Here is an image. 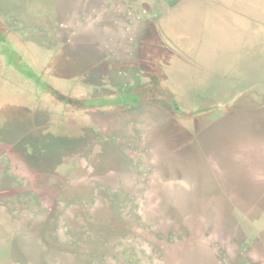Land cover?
Masks as SVG:
<instances>
[{"label": "rangeland", "instance_id": "rangeland-1", "mask_svg": "<svg viewBox=\"0 0 264 264\" xmlns=\"http://www.w3.org/2000/svg\"><path fill=\"white\" fill-rule=\"evenodd\" d=\"M87 3L69 0L49 24L40 19L43 12L31 19L0 11V144L23 158L37 183L19 194L6 192L14 187L0 188L2 195L19 197L13 203L0 200V224L20 225L27 232L28 244L20 247L26 264H88L94 249L105 261L106 245L121 236L119 248L128 249L125 220L118 215L122 209L107 201L112 193L105 186L120 175L118 188L128 191L132 171L141 169L144 160L148 171L156 158L160 165L176 164L169 173L161 171L162 181H181L171 189L173 215L178 220L193 216L184 219L187 227L174 228L184 242L169 245L162 264L172 259L180 264L181 253L188 255L185 264H264V215L256 213L258 207L252 212V205L228 203L230 189L220 181L221 171L235 169L255 179L264 162L262 128L229 135L230 127L221 125V135H209V149L203 140L208 126L235 112L249 87L264 83V0H162L158 12L148 8L141 17L138 26L146 25V33L136 36L143 43L132 49L117 40L101 48L100 38L69 33ZM138 3L128 1L135 12ZM247 56L261 63L259 69L254 64L243 69ZM141 101L147 106L139 109ZM107 152L116 157L111 172L100 165ZM71 167L76 171L66 177ZM107 173L112 181L104 182ZM235 182L255 185L253 180ZM45 184L61 195L52 211L54 218L64 214V229L49 228L53 218L47 216V201L57 194L46 191ZM96 184L104 188L94 208L79 196ZM253 200L249 194L244 201ZM22 206L29 210L26 218L16 215ZM91 210L96 219L88 217ZM73 249L78 251L72 256Z\"/></svg>", "mask_w": 264, "mask_h": 264}, {"label": "flooded vegetation", "instance_id": "flooded-vegetation-1", "mask_svg": "<svg viewBox=\"0 0 264 264\" xmlns=\"http://www.w3.org/2000/svg\"><path fill=\"white\" fill-rule=\"evenodd\" d=\"M128 1H130V3L132 2V0H88V3L81 8L83 13L85 14L82 15L83 13L81 12L82 14L80 16V19H78V22L76 21L77 23H75V26L72 30H70L69 33H75L77 35L82 34L83 36H93L97 37V40L98 38H100V43L102 45L101 48L109 49L113 45H115L114 41L117 40V44L120 43L126 48L132 49L136 45V43H143L142 37H139V40L136 42V36H138L141 32L146 33V25L138 26L139 22L142 19L141 17L145 15V12L148 8L149 11L157 10L158 12V10H160V1L162 2V0H151L149 4L143 2V0H140L141 3H138L137 12L130 8V6L128 5ZM165 2L171 4L173 0H165ZM146 104L147 102L144 101L139 102V109H142V107L144 106L146 107ZM143 116L144 118H146V114ZM137 119L138 117L136 118V120ZM136 122L139 125L143 124L142 116ZM112 135H116L115 132H113ZM105 136L107 138L110 137V135L107 134ZM145 143L146 141H144L142 144ZM10 148V146H8V148H3V145L0 144V188L14 187L15 190H7L6 192L12 191V193L19 194L24 191L25 193L26 189L34 187L37 184L30 174L33 170H29V165L23 164L22 157L19 158V156L13 155L11 153L12 151H9ZM142 150L144 151V156L145 154H148V150L146 151L145 148ZM110 153L112 154V151ZM113 157H110V154L108 153L105 156V159L101 160L102 164L100 165L101 167H105L106 171H109L110 168H112L111 164L115 163L116 157ZM155 160L156 164H154L151 169H148V171L147 168L148 166L150 167V165H146V160L143 161L141 169H139L140 166L138 167V172L142 170L141 175H135L137 174L136 170L138 169L132 171L135 178L133 174L132 178L131 176H129L128 181L131 186L129 185L128 191L125 189V187L124 190H120L118 188L120 186V182H117L116 180L120 179V175L119 177H113L115 178V180L113 181L111 180L113 175H109L110 173L102 175L101 178L104 182L112 181L108 182L110 186H105V189L109 193H112L108 194L107 201L114 203L115 206L117 204L122 209L121 213H118V215L123 214V216L120 218H123L125 220L122 221V229H124L126 242H129V248L126 250L119 248V242L124 243L123 236L118 239H113L109 244L106 245V249H104V252H106L108 259L104 261L99 255V250L94 249V251L92 252L95 253V255L93 254L94 258L92 254L88 256V258H92L86 261L88 264H162L164 261L165 249H167L169 245H176L180 243L179 240L183 241V239L180 237L183 235L181 234V231L177 230L175 232L174 228L179 227V224L181 225V227H187L189 224L188 222H185L184 219L190 221L189 219L191 215H186L183 219L178 220V218L173 215L172 208L174 209V207L172 206V203H174L175 200L173 197H171L172 187H175L177 182H180L178 184H181V181H176L173 179L166 182L162 181L163 179H165V176H162L164 174L163 171L169 173V171L175 170L174 168L176 167V164L160 165L157 164V158ZM169 161H172V158H170ZM150 170L156 171V174L151 173ZM75 171L76 169L71 167V169H66L64 174L66 177H70ZM161 171L163 174L161 173ZM183 179L188 180L190 179V177L188 175H184ZM121 180H124V177L121 178ZM49 185L50 186H47V184H45V186L42 187L45 188L46 191H48L49 189V192L55 191V193L57 194V191L54 190L55 188L52 186V184ZM102 188H104V186H102L101 184L90 186L87 190L88 194L79 196V199H81L80 201H89L91 205L94 204V208H96L98 202L97 198H99L98 193L100 190H102ZM117 189H119V191H116ZM30 191L33 192V189H30ZM60 196L61 195L59 194H57V196L54 195V197L50 195L49 202L47 201V204H49L47 216H52L51 218H53V220L49 222L51 223L49 224V228L51 230L52 228H54L55 230H58L60 227L63 229L65 228L64 221H66V217L63 216L64 214L56 218H54L53 216V211L56 208V205L59 204V201L54 200H56V198ZM112 196L114 200H110ZM2 198L9 203H13V201L19 202V197H16L15 195L0 194V200ZM155 204L156 206H154ZM150 205H153V208ZM21 208L23 209V211L19 213L17 212L16 215H22L20 218L28 217L30 213H28L29 210H27V207L22 206ZM91 212V216L88 217L96 219L98 214L96 212H93V210H91ZM32 214L33 213H31V215ZM191 218H193V216ZM168 235H172V238L170 240H167ZM186 239L189 238L186 237ZM55 240L57 241V239ZM59 248L62 249L61 246H59ZM71 251V255L73 256V251L78 250L73 249ZM176 256L178 257L179 254H176ZM187 256L188 255L186 253L180 254L179 257L182 258L180 264L186 263L185 257ZM171 258L173 257H170V259ZM172 263H174L173 259Z\"/></svg>", "mask_w": 264, "mask_h": 264}, {"label": "water", "instance_id": "water-1", "mask_svg": "<svg viewBox=\"0 0 264 264\" xmlns=\"http://www.w3.org/2000/svg\"><path fill=\"white\" fill-rule=\"evenodd\" d=\"M67 3H69V0H0V11L2 10L3 13H10L20 17L30 16L31 19L34 18L33 15L43 12L44 16L40 19L49 24V20L52 19L57 13L61 14L64 12ZM50 41L51 39H49V42ZM40 42H42V40ZM248 58L249 57L247 56V61L244 60L245 58H242L244 61L243 69H252V64L255 66L257 65L259 69L261 63L257 60L251 61ZM262 68H264V66ZM248 76L249 78H252L251 74ZM214 78L219 79L220 75H213V79ZM211 80L212 79H210L209 82L214 81ZM249 88L245 92V96L239 99L237 103L238 105L234 108L235 112L225 115L223 119H217L213 125L208 126V128L204 130L205 136L203 140L206 141V144L209 140V135H221V133H223L221 125L230 127L229 135H239L241 128L243 131L248 132L254 127H258L260 125V128H262V135H264V83L260 82L259 84L254 85L253 88ZM210 156L211 163L212 165L214 164V170L216 171L215 173L219 174L218 162L216 165L217 168L215 166L217 159L213 156L212 152H210ZM235 170L236 171L233 170V172L228 170H223L220 172L225 174L223 179L220 180L221 183H224V185L230 189L228 190L229 197H226V201L237 207L252 205V212H255L256 210H254V208L258 207L259 211H256V213L264 215V162L259 165L255 179L246 177L244 175L245 173L239 171L238 169ZM217 178L219 180L220 176L218 175ZM234 178L253 180L255 181V185L253 187H248L245 183L244 185H241L242 183L235 182ZM261 192V196L257 197V194ZM249 194L253 195L254 200L252 202H245L244 200L247 199ZM233 197H237V200L233 201ZM240 202L244 204L240 205ZM11 221L13 222V220ZM22 229L23 228L20 225L18 226L13 223L9 224L8 226L6 224H0V264H10L14 261L26 264L28 257L26 258L22 255V252L25 251H22L20 247L24 244H28L26 242H28L29 236L27 235V232H24ZM12 253H15L16 255L18 253V255L12 256Z\"/></svg>", "mask_w": 264, "mask_h": 264}, {"label": "crops", "instance_id": "crops-1", "mask_svg": "<svg viewBox=\"0 0 264 264\" xmlns=\"http://www.w3.org/2000/svg\"><path fill=\"white\" fill-rule=\"evenodd\" d=\"M62 21H63V20H62ZM6 219H9V218H6ZM9 220H10V221H11V220H14V218L12 217V218H10ZM15 220H16V219H15ZM17 220H19L18 217H17Z\"/></svg>", "mask_w": 264, "mask_h": 264}]
</instances>
